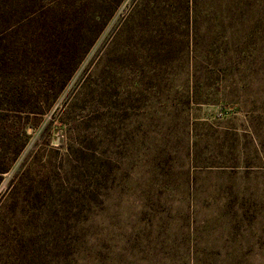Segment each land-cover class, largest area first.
<instances>
[{"label":"rangeland","instance_id":"rangeland-1","mask_svg":"<svg viewBox=\"0 0 264 264\" xmlns=\"http://www.w3.org/2000/svg\"><path fill=\"white\" fill-rule=\"evenodd\" d=\"M24 129L0 264H264V0H124Z\"/></svg>","mask_w":264,"mask_h":264},{"label":"trees","instance_id":"trees-1","mask_svg":"<svg viewBox=\"0 0 264 264\" xmlns=\"http://www.w3.org/2000/svg\"><path fill=\"white\" fill-rule=\"evenodd\" d=\"M123 1L0 0V142L13 143L0 179L27 144L24 124L47 112Z\"/></svg>","mask_w":264,"mask_h":264}]
</instances>
